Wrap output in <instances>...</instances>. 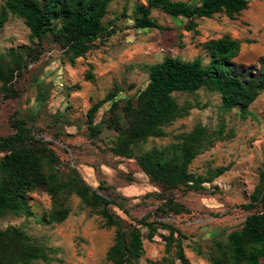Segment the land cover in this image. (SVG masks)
Masks as SVG:
<instances>
[{
	"label": "rangeland",
	"instance_id": "374dc122",
	"mask_svg": "<svg viewBox=\"0 0 264 264\" xmlns=\"http://www.w3.org/2000/svg\"><path fill=\"white\" fill-rule=\"evenodd\" d=\"M198 3L199 0H171ZM248 6L233 18L225 13L196 20V29L188 30V20L173 18L159 9L151 11L165 30L138 29L134 25L133 7L147 0H113L103 23L110 35L98 39L84 58L70 64L60 47L48 36L42 42L30 40V31L17 17L9 16L0 29V53L26 47L41 49L37 60L23 56L27 62L20 76L13 80L17 98L3 99L0 94V137L13 133V121L22 120L46 142L63 165L74 166L83 180L108 199H115L126 212L111 207V212L128 225L141 227L144 220L154 222L155 232L143 234V253L138 264H182L177 242L189 264H212L211 259L226 242L232 231L238 230L249 212L242 206L258 181L264 162V91L245 111L239 107L224 110L221 96L201 88L192 94L174 93L177 103L188 108L185 117L164 128L166 136L149 138L136 145L134 155L153 148L161 149L177 141L176 136L201 125L210 136L206 146L189 166V170L204 178L217 169L223 172L205 181L201 190L185 186L163 191L140 170L132 159L116 157L110 152L117 133L108 123L114 114L111 102L103 104L93 119L100 132L92 137L86 113L93 104L115 90L119 109L115 114L126 123L120 107L145 88L146 66L166 57L191 61L200 58L207 65L210 57L204 43L228 36L240 42L234 63L252 73L264 67V0H247ZM4 0H0V7ZM28 53V52H27ZM23 54V53H22ZM21 54V55H22ZM93 78L87 80V75ZM173 197L185 210L180 214H163L164 198ZM31 217L8 214L0 218V229L19 227L49 253L48 262L33 264H110L106 252L113 244L115 228L104 225L97 209L85 207L79 198L68 200L69 215L57 224L40 220L51 208V199L43 192L31 195ZM160 223V225H159ZM163 224L181 232L174 235L171 245L165 237L169 230ZM259 264H264V258Z\"/></svg>",
	"mask_w": 264,
	"mask_h": 264
},
{
	"label": "trees",
	"instance_id": "16d2710c",
	"mask_svg": "<svg viewBox=\"0 0 264 264\" xmlns=\"http://www.w3.org/2000/svg\"><path fill=\"white\" fill-rule=\"evenodd\" d=\"M113 0H4L0 7V29L9 16L20 18L30 31V40L42 42L48 36L62 50L70 64L84 58L94 43L104 34L110 35L104 18ZM248 6L247 0H199L196 3L171 0H147L133 7L134 25L138 29L165 30L151 17L153 9H159L173 18L188 20V30L196 29V20L211 18L225 13L233 18ZM210 60L203 65L200 58L182 61L166 57L161 62L146 66L148 81L144 89L127 99L120 107L126 123L121 125L115 112L119 109L115 98L121 89L109 92L104 99L96 102L86 113L88 129L92 137L100 130L93 125V119L100 107L111 102L110 112L114 114L108 127L117 137L110 147L116 157L132 159L151 182L161 186L163 191L185 186L187 190H201L205 181H211L223 172V168L204 178L189 170L192 161L210 144L206 129L195 126L187 133L176 136L177 141L167 147L145 151L134 155V147L149 138L166 136L164 128L177 119L186 116L188 108L179 105L174 93L192 94L206 88L220 94L222 107L230 110L239 107L245 111L264 91V67L256 73L234 63L240 51V42L224 36L204 43ZM28 52V53H27ZM41 49L26 47L19 51L10 49L0 53V94L3 99L17 98L13 80L20 76L27 62L25 55L37 60ZM23 53V54H22ZM22 54V55H21ZM87 80L93 78L88 74ZM13 133L0 137V218L8 214L31 217V195L43 192L51 199V208L44 212L41 222L57 224L69 215L68 200L76 196L90 209H97L104 225L115 228L113 244L106 252L110 264H138L143 253L142 227L148 229L151 239L156 230L154 222L144 220L141 227L128 225L111 212V207L123 210L115 199L101 195L100 184L93 188L86 183L74 166L63 165L52 149V143L37 137L22 120L13 121ZM248 203L242 208L249 212L241 227L226 237L219 245V251L211 259L212 264H259L264 258V162L258 173L257 185L251 192ZM163 214H180L185 208L173 197L164 198ZM160 225V223H159ZM169 230L165 237L171 245L174 235L181 232L163 224ZM178 258L185 259L178 241ZM49 253L35 239L27 236L19 227L0 229V264H33L35 261L48 262Z\"/></svg>",
	"mask_w": 264,
	"mask_h": 264
}]
</instances>
